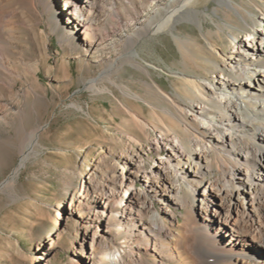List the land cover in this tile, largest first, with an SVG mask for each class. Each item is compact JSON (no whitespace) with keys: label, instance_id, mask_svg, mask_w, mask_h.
<instances>
[{"label":"bare ground","instance_id":"bare-ground-1","mask_svg":"<svg viewBox=\"0 0 264 264\" xmlns=\"http://www.w3.org/2000/svg\"><path fill=\"white\" fill-rule=\"evenodd\" d=\"M209 1L0 0V125L13 131L0 137V152L15 147L20 155L3 191L14 193L15 176L41 137L40 128H26L23 100L37 82L35 74L33 82L29 78L18 12L41 16L52 27L40 31L42 38L55 32L62 47L104 61L99 75L85 83L91 92L114 94L109 83L149 107L147 118L141 106L117 100L126 110L125 125L145 146L133 136L138 149L125 147L105 172L93 171L77 186L71 177L63 181L67 196L56 212L73 218L76 231L67 264H264V0H258L261 6L215 0L243 23L224 20L226 34L219 26L204 31L211 15L200 6L207 9ZM182 22L196 25L202 42L180 34ZM162 32L183 53L196 42L192 49L206 70H168L175 85L169 91L152 76L159 67L137 50ZM18 47L19 56H9ZM124 65L149 78L145 83L161 106L117 84ZM20 81L26 87L15 91ZM147 151L158 156L150 170L144 169ZM55 240L48 234L37 248L52 252ZM31 260L35 264L37 257Z\"/></svg>","mask_w":264,"mask_h":264},{"label":"rangeland","instance_id":"rangeland-1","mask_svg":"<svg viewBox=\"0 0 264 264\" xmlns=\"http://www.w3.org/2000/svg\"><path fill=\"white\" fill-rule=\"evenodd\" d=\"M236 1L243 5L247 3L246 0ZM254 2L261 6L258 0ZM207 6V9L200 6L211 15L204 23V31L215 32L219 26L224 28L226 34L222 25L224 20L243 25L237 15L218 7L215 0L207 2ZM250 6L256 9L251 3ZM214 8L218 9V16L213 14ZM40 17L28 13L23 15L21 12L16 15V21L24 23L20 26L21 31L17 32L24 41H20L21 45L28 48L24 59L32 70L29 78L33 82L35 74L37 82H33L34 92L29 91L23 100L27 112L26 128H40L41 137L39 145L30 152L25 165L15 176L12 183L14 193L13 190L3 191L2 183L19 166V151L9 147L0 152V264H32V257H37L35 264H67L76 231L73 218L63 211L56 212V204L63 202L67 196V191L62 187L63 181L71 177L75 186L82 180L86 182L93 171L99 175L109 169L115 155L122 153L125 147L137 150L138 146L131 139L133 136L140 137L144 142L138 132L125 125L127 114L120 101L137 110V105L141 106L143 114L149 118V107L144 102L125 98L117 87L109 83L106 85L114 94L93 93L87 89L85 83L99 75L105 67L104 61L97 62L76 54L66 46L62 47L55 32L42 38L41 30L48 32L53 29ZM55 18L60 23L59 17ZM177 28L185 37H197L198 42H202L196 25L182 22ZM221 37L224 38V34ZM194 44L196 42H192V47ZM192 47L188 53H183L173 36L162 32L142 41L137 50L144 60L159 67L157 70L151 69L152 76L164 90L169 91L175 85L168 70L206 71L202 64L203 56L195 53ZM222 47L226 48L224 45ZM19 49L21 47L10 50L9 56H19ZM115 81L161 106L145 83L150 81L149 78L131 65H124L115 76ZM23 87H26V83L20 81L15 91ZM6 91L4 95L8 97ZM10 136H13V131L0 125V137ZM146 154L144 169L150 170L158 156L153 151ZM75 194H78V187ZM183 211L176 213L179 223L182 222L180 214ZM57 215L60 219L56 224ZM48 234L56 239L57 246L52 252L43 247L37 248ZM243 250L244 253L248 252L246 248Z\"/></svg>","mask_w":264,"mask_h":264}]
</instances>
